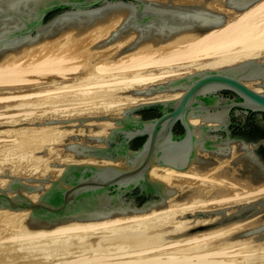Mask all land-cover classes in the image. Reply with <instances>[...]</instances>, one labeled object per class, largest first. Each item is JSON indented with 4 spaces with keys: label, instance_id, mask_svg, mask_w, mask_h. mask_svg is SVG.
Wrapping results in <instances>:
<instances>
[{
    "label": "bare ground",
    "instance_id": "bare-ground-1",
    "mask_svg": "<svg viewBox=\"0 0 264 264\" xmlns=\"http://www.w3.org/2000/svg\"><path fill=\"white\" fill-rule=\"evenodd\" d=\"M208 8L226 13L225 22L184 42L131 51L114 60L99 56L118 50L129 37L113 42L109 48L79 51L105 38L120 22L121 15L105 27L95 25L76 39L70 40L68 31L42 48V42L28 46L16 60L13 53L8 54L0 62V170L10 164L9 172L15 174L18 162L31 161L35 170L41 166L37 173L50 170L55 177L69 163L118 165L120 160L76 156L62 144L105 147V142L87 136L105 138L108 128L122 123L95 116L121 117L123 109L131 105L175 99L183 93L182 89L148 94L123 93L125 90L144 89L197 70L263 58L264 0H256L242 10L216 1L210 2ZM258 81L246 83L263 91L261 85L252 84ZM188 120L192 124L202 122L199 117ZM57 145L60 147L53 150ZM241 152L232 142L229 156L221 160L212 156L217 162L202 173L189 166L179 170L151 165L148 175L174 187L175 192L167 196V207L150 208L147 213L30 230L20 226L28 210L2 207L0 217L14 226L1 248L2 262L264 264V238L254 239L264 230L241 237L233 235L264 221L256 217V212L236 218L221 213L189 215L220 208L228 215L240 203L264 196V180L253 182L249 174L240 179L236 170L242 162L229 163ZM195 153L208 156L205 150ZM5 182L6 178H0V186ZM26 195L32 200L37 198L36 193Z\"/></svg>",
    "mask_w": 264,
    "mask_h": 264
},
{
    "label": "water",
    "instance_id": "water-1",
    "mask_svg": "<svg viewBox=\"0 0 264 264\" xmlns=\"http://www.w3.org/2000/svg\"><path fill=\"white\" fill-rule=\"evenodd\" d=\"M212 1L242 10L256 0H198L197 3L191 0L187 4H178L176 0H0V62L10 53L16 60L28 46L42 42V48L68 31H71L69 39H76L95 25L105 27L117 15L122 18L114 30L79 52L109 48L113 42L127 37L128 41L118 50L99 57L114 60L131 51L165 43L178 44L225 22L226 13L208 8ZM260 57L263 58L197 70L144 89L123 91L148 94L182 89L183 93L175 99L131 105L123 109L121 117L95 116V119L122 123L108 128L105 138L87 136L105 142V147L77 142L62 144L76 156L123 160L120 165L69 163L54 180H49V174L44 178L12 176L6 187L0 188V208L30 209L20 224L30 230L147 213L150 208L158 210L167 207L165 200L175 188L150 177L151 165L179 170L189 166L202 173L217 162L212 156L219 160L229 156L232 142L236 151L243 152L229 163L242 162V173L251 175L253 182L264 180V159L257 151L264 140L249 141L244 136L233 135L231 127L232 116L241 111L264 114V90L258 91L246 83L260 79L252 84L264 87V55ZM188 117H199L202 122L192 124ZM256 118L259 119V114ZM195 150L208 151V156L196 154ZM19 178L51 184L46 188L41 183L33 186ZM5 189L16 194L10 197ZM26 192H40V195L32 200ZM263 209L264 196H261L240 203L228 215L221 208L193 211L189 215L221 213L236 218ZM259 230H264V223L233 235L241 237ZM260 238H264V232L254 237Z\"/></svg>",
    "mask_w": 264,
    "mask_h": 264
},
{
    "label": "rangeland",
    "instance_id": "rangeland-1",
    "mask_svg": "<svg viewBox=\"0 0 264 264\" xmlns=\"http://www.w3.org/2000/svg\"><path fill=\"white\" fill-rule=\"evenodd\" d=\"M223 12V11H222ZM259 82V81H258ZM58 147H60V145H57V146H54V147H52V149L54 150V149H56V148H58ZM41 152H37L36 154H40ZM16 160V159H15ZM21 162L22 161H20V162H18V172H16L15 174H13V173H11V172H9V169H10V167L12 166H10V164H8L4 169H1L0 170V178H6V182H5V184L4 185H1L0 186V188H3V187H6V185H7V183L10 181V180H12V176H18V177H25V178H27V177H33V178H44L45 177V175L46 174H49V176H47L48 178H49V180H54V179H56V178H58V176H55V177H52L51 175H50V170L49 171H46L45 173H37L38 172V170L40 169V167L41 166H39V167H37V168H39V169H34V164L33 163H31V161H25V162H23L22 164H21ZM121 163H123V161L122 160H120V164ZM14 164H16L15 162L13 163V168H14ZM120 164H118V165H120ZM30 167H33V168H30ZM24 168V169H23ZM25 168H27V169H25ZM26 170H27V173H26ZM30 170V171H29ZM242 170H243V166H242V164H240L239 165V169L238 170H236V173L238 174V176L240 177V179H242L241 178V176H243L244 177V175H246V174H244V173H242ZM32 171V172H31ZM11 173V174H10ZM19 180H21L23 183H25V184H30V185H33V186H38L41 182H40V180H24L23 178H19ZM47 183V184H46ZM41 184H43V186H44V188H46V187H49L50 186V181H47V182H45V183H41ZM5 192L11 197V196H14L15 194H16V192H11V191H9L8 189H5ZM41 192V191H40ZM40 192H35L36 194H37V198L39 197V195H40ZM0 193H1V191H0ZM37 198L35 199V200H37ZM231 204H228V207L230 206ZM227 206H226V208H228ZM232 207V206H231ZM223 208H225V207H223ZM26 210H28V214H29V212H30V209H26ZM255 215H257L256 217H258V218H264V209L262 210V211H260V212H256L255 213ZM262 222H264V221H262ZM262 222H259V223H257V224H255L254 226H251V227H255V226H258L260 223H262ZM247 229L248 228H250V227H246ZM245 228V229H246ZM14 229V226L13 225H11V223L10 222H8V221H6L5 219H3V217H0V244H2L1 246H0V252H1V248H2V246L4 245V243H6V242H4L5 240H8V238H5V237H9V233H11L12 232V230ZM244 228H243V230H245ZM8 235V236H7ZM0 257H1V254H0ZM2 261H4L3 259H2V257H1V259H0V264H31V263H23L24 261H17V262H15V261H13V262H15V263H8L9 261H7V260H5L6 262H2ZM22 262V263H21ZM36 264V263H35Z\"/></svg>",
    "mask_w": 264,
    "mask_h": 264
},
{
    "label": "flooded vegetation",
    "instance_id": "flooded-vegetation-1",
    "mask_svg": "<svg viewBox=\"0 0 264 264\" xmlns=\"http://www.w3.org/2000/svg\"><path fill=\"white\" fill-rule=\"evenodd\" d=\"M259 114V119L256 115ZM233 124L232 133L233 135H241L246 137L249 141L264 140V114L260 113H246L239 112L232 116ZM176 129L180 131V127L176 125ZM258 153L261 158L264 159V143H261L258 147ZM214 159V158H213Z\"/></svg>",
    "mask_w": 264,
    "mask_h": 264
}]
</instances>
